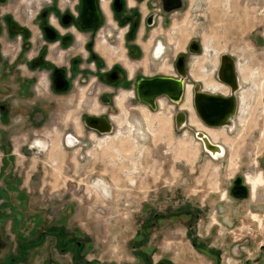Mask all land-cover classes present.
<instances>
[{
	"label": "rangeland",
	"instance_id": "1",
	"mask_svg": "<svg viewBox=\"0 0 264 264\" xmlns=\"http://www.w3.org/2000/svg\"><path fill=\"white\" fill-rule=\"evenodd\" d=\"M184 2L166 26L140 29V60L123 59L122 37L112 43L119 47L115 59L129 69L169 75L174 58L198 38L204 51L187 61L190 86L179 104L162 98L152 111L132 96L118 106L115 98L133 92L119 89L108 113L112 130L97 135L81 119L102 115L105 107L80 85L61 96L64 107H50L45 123L40 118L36 125L28 122L30 110L14 108V97L0 89L1 263L68 262L55 236L49 244L44 235L38 240L41 231H59L82 243L87 264H264V0ZM158 39L165 45L159 67L149 58ZM224 52L238 64L240 105L233 128L209 129L193 109L192 86L200 83L209 92L219 85L214 76ZM178 112L188 117L180 130L173 117ZM198 131L224 154L205 152ZM68 136L82 145L63 144ZM240 174L251 183L261 175L263 183L255 190L247 185L249 197L236 201L228 187ZM12 184L25 194L24 204L11 189L4 191Z\"/></svg>",
	"mask_w": 264,
	"mask_h": 264
},
{
	"label": "flooded vegetation",
	"instance_id": "2",
	"mask_svg": "<svg viewBox=\"0 0 264 264\" xmlns=\"http://www.w3.org/2000/svg\"><path fill=\"white\" fill-rule=\"evenodd\" d=\"M185 5L184 0H0V81L5 83L3 87L0 85V89L4 93L8 92L5 96L14 97V100L12 99L16 104L14 108H28L30 110L27 112L28 122L36 125L38 119L41 118V121L39 120L41 123L46 117L48 119L49 112L52 110L50 107H64L61 96L73 92L74 88L80 85L86 91V95H89V99L94 100L97 107H105L102 115L95 117H104L106 122L95 123V128L92 130L97 135L100 134V129L110 130L113 123L108 113L115 108V91L129 87L133 91L123 92L117 99L115 98L118 106L132 96L134 97L133 102L141 104L136 97L137 81L142 78H155L161 73L148 76L142 71H136L133 79L127 78L126 71L120 63L114 61L108 65L106 55L98 50L99 41L101 45L116 50L119 47L113 44L110 46V43L118 42L122 37L125 50L123 59L138 61L143 56V50L136 43L140 29L150 31L157 23L166 26L167 23L164 20L172 12L183 9ZM140 7L145 9L146 14L141 13ZM33 28L38 30L37 37L32 34ZM118 29H125L123 36L116 32ZM101 36L104 39L100 40ZM194 40V49L197 44H201L198 38H194L187 44L186 51L181 52L186 54L184 62H186L188 78L190 77L187 61L192 55L189 46ZM154 44L151 47L149 58L155 60L151 61L153 64L164 65L156 59L164 53L165 45L159 39ZM179 55L173 60L172 73L161 75L162 77L178 78L175 64ZM220 61H218L216 74ZM132 72L133 68L130 65V75ZM216 82H218L217 79ZM211 86L214 89L220 87L217 84ZM0 106L4 108V104ZM84 119L85 117L81 119L82 124H84ZM106 119L109 121L107 122ZM84 127L85 130L89 129L85 125ZM34 146L32 149L35 148ZM240 175L244 176V174ZM240 175L232 179L228 190ZM246 180L254 190L263 183L261 175L257 182L251 183L247 176ZM7 189L15 192L18 205L25 203V194L18 191L16 184L10 185L9 188L6 185L4 191ZM2 190L3 188L0 189ZM8 193L9 191L6 192ZM7 197L9 198L8 195ZM2 200L3 198L0 197V201ZM4 206L0 204V210ZM1 214L2 211H0ZM39 218L37 217V220ZM37 220L35 222H38ZM49 234L50 232L46 235L45 231H41L38 240L45 237L49 244L55 236L60 246L59 252L63 253L62 257L69 259L64 264H87L85 257L84 261L80 258L86 250L81 242L76 239L68 240L63 232L56 231ZM0 244H2L1 240ZM9 259L12 262L10 264H14L15 258ZM47 263L53 264L48 260ZM0 264L3 263L0 262Z\"/></svg>",
	"mask_w": 264,
	"mask_h": 264
},
{
	"label": "water",
	"instance_id": "3",
	"mask_svg": "<svg viewBox=\"0 0 264 264\" xmlns=\"http://www.w3.org/2000/svg\"><path fill=\"white\" fill-rule=\"evenodd\" d=\"M194 43L195 40L189 46V51L192 54L200 53L202 51L201 44H197V47L194 49ZM219 59L221 61L216 74V79L221 85L224 84L229 86V92L224 95L213 92H204L201 84L197 82L193 83L192 86L193 109L199 119L204 123L205 127L209 129H221L233 125V118L235 117L238 108L237 91L239 89V77L236 62L227 52L222 53ZM184 61H186V54L181 53L175 64L178 78L172 76L162 77L160 75L155 76V78H142L138 80L135 90L138 101L141 104L147 105L152 111L156 109L157 99L160 97L166 98L169 102L171 101L172 103L179 104L182 101L185 90L184 88L189 80L187 76L186 62ZM173 117L177 130H180L184 126V123L188 118L185 112H178ZM103 118H97L95 116L85 117L84 124L92 129L95 128V123H102L105 120ZM105 122L106 121H104V123ZM111 130L105 129L103 132L99 131V133L103 134L104 132H111ZM195 136L197 139L201 140L205 152L212 157L224 154L221 146L210 142L211 140L204 132L198 131ZM245 182L246 181L240 175L235 179L228 190V194L236 201H241L246 197H249V188ZM160 264L171 263L163 261Z\"/></svg>",
	"mask_w": 264,
	"mask_h": 264
},
{
	"label": "bare ground",
	"instance_id": "4",
	"mask_svg": "<svg viewBox=\"0 0 264 264\" xmlns=\"http://www.w3.org/2000/svg\"><path fill=\"white\" fill-rule=\"evenodd\" d=\"M117 32V31H116ZM115 32V33H116ZM101 38H103V37H101ZM104 39V38H103ZM203 51H204V48L202 49ZM236 66H237V73H238V64L236 63ZM215 71V70H214ZM238 77H240L239 76V74H238ZM188 86H190V85H186V87H188ZM219 88H216V89H214V88H212V86H210L209 88H208V90H209V93L211 92V91H213V93H219V94H221V91H222V89H224V88H227L228 89V86H225V85H221L220 83H219ZM185 87V88H186ZM184 88V89H185ZM241 90V89H240ZM240 90L238 91V104L240 105V98H239V92H240ZM203 91L204 92H207L206 90H205V88L203 89ZM244 95V94H243ZM162 97H160V98H158L157 99V101L158 100H160ZM117 99V98H116ZM159 103H160V101H159ZM158 105V104H157ZM239 107V106H238ZM239 109V108H238ZM108 122V121H107ZM96 125V124H95ZM97 127V126H96ZM228 128H233V125H230V126H228ZM218 129V128H217ZM221 129H226V128H221ZM100 132H103L101 129L99 130ZM211 141L210 142H212L213 144H215L213 141H212V139L207 135V134H205ZM79 140L77 139V138H73V136L72 137H67L66 139H64V142H63V144L65 143V144H67V145H69V146H71V145H74V146H76V145H82L81 143H77ZM80 142V141H79ZM211 143V144H212ZM75 148V147H74ZM76 148H79L78 146L76 147ZM219 148V147H218ZM246 179V178H245ZM247 181V180H246ZM247 185H248V182H247ZM249 186V185H248Z\"/></svg>",
	"mask_w": 264,
	"mask_h": 264
},
{
	"label": "crops",
	"instance_id": "5",
	"mask_svg": "<svg viewBox=\"0 0 264 264\" xmlns=\"http://www.w3.org/2000/svg\"><path fill=\"white\" fill-rule=\"evenodd\" d=\"M104 5H105V3H104ZM100 42L101 41H99V44H98V50H99V52L101 51L102 53H104L106 55L107 60H108V65L113 63L114 61L120 63L121 66L124 68V70L127 71L126 74L128 73L127 78L130 79L134 75L136 69L133 68V72L130 75V69L128 68V66H126V63L118 61V58L115 59V54L112 50L113 48H110L109 46H105V45L103 46V45H101ZM110 46H112V43H110ZM156 66L159 67L160 63H157Z\"/></svg>",
	"mask_w": 264,
	"mask_h": 264
},
{
	"label": "built area",
	"instance_id": "6",
	"mask_svg": "<svg viewBox=\"0 0 264 264\" xmlns=\"http://www.w3.org/2000/svg\"><path fill=\"white\" fill-rule=\"evenodd\" d=\"M82 157V156H81Z\"/></svg>",
	"mask_w": 264,
	"mask_h": 264
}]
</instances>
